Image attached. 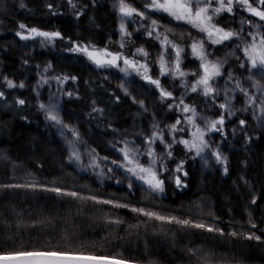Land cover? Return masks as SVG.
I'll use <instances>...</instances> for the list:
<instances>
[{"label":"trees","instance_id":"trees-1","mask_svg":"<svg viewBox=\"0 0 264 264\" xmlns=\"http://www.w3.org/2000/svg\"><path fill=\"white\" fill-rule=\"evenodd\" d=\"M111 1L95 0L94 3L93 0H73L76 7L71 8L68 0H0V91L5 93V97L0 99V252L21 248L31 250L45 245L78 249L84 244L87 250L98 255L122 253L135 264H200L197 257L189 252V249H198L201 257L208 254L218 264H264V242L227 235L232 231L255 233L264 241V133L257 128V121L252 119L251 109L247 113L238 112L226 120V139L219 133L209 136V139L223 143L221 152L228 157L227 175L223 171L224 165L217 164L210 154L206 157L208 165L205 166L203 160L192 159L194 154L186 153L183 146H176L174 158L166 160L169 171L163 174L165 192L149 196L140 185L131 190L113 185L101 188L76 173L69 165L63 145L44 134L45 122L37 110L32 91L24 87L10 89L5 86V77L18 86L26 78L27 83L41 93L58 95L63 111L61 118L66 124L72 125L71 113L84 112L88 116L87 126L109 143L126 139L141 145L145 135H151L154 123L144 111L136 110L133 97L137 102H159L160 107L166 110L162 127L175 123L177 118L182 119L179 109L169 110L167 107L169 103H178L182 93H187L185 102L195 105L198 110L204 101L212 105L211 98L205 99L181 87L180 79L173 80L171 75L160 77L157 61L161 48L146 32L125 37L124 48L116 44L120 31L109 6ZM126 2L143 11L146 0ZM252 2L255 4V0ZM21 4L24 7H20ZM48 5H52V8ZM78 12L81 13L79 17ZM241 16L259 22L257 18L242 12L239 6L234 17L224 13L217 22L226 29H238ZM151 18L159 19L165 28H172L174 31L169 35L182 45H190L191 38H202L201 34L183 22L158 15ZM21 23L28 28L59 31L63 39L45 42L43 46L39 37L22 41L15 35L17 31H23L19 28ZM159 30L163 32L164 28ZM70 40L81 46L107 47L109 51L122 52L129 58L137 48L143 47L149 53L147 63L150 74L153 78H160L162 86L171 91L176 99L161 102L159 91L134 72L129 75L132 81L125 86L129 95H125L121 88L110 87L103 80L88 76L82 64L94 69L101 68H97L83 54L68 51L72 46ZM23 42H29L33 47L29 57L18 52ZM50 45L53 46L52 50L49 49ZM232 46L235 47V44ZM206 47L213 60L226 58V53L230 51L229 47L222 45L206 43ZM237 55L242 56V53ZM174 58L175 53L170 51L167 59L172 61ZM232 58L235 61V76L240 77L246 72L239 68L235 57ZM135 59L144 62L142 56ZM182 60L181 68L186 73L199 71V61L192 58L190 47ZM119 66H124L122 60ZM45 68L48 70L45 71ZM112 69L118 71L119 68ZM65 75L78 79L63 84L55 79H62ZM45 78L47 83H44ZM185 79L190 88L195 77L189 75ZM68 92L73 95L69 97ZM17 99H23L26 103L19 105ZM216 102H221L219 97ZM93 108L103 109V113L94 112ZM212 109L210 118L218 117L220 109ZM240 119L247 121L243 130H240ZM79 125L84 126V121H80ZM180 127L186 125L181 124ZM231 129L236 130L232 137ZM246 134L252 138L250 142L246 140ZM181 136L188 138L186 133H178L177 139ZM91 142L99 156H109L102 142ZM156 150L163 152V145L157 142ZM181 160L185 161L184 170L188 172V176L183 178L187 187L177 188L174 169ZM143 162H148L147 156H144ZM29 183L76 191L82 197L94 195L128 203L166 216L187 218L194 223L220 228L225 235L176 224H161L128 209L57 196L43 188L2 187ZM254 196L257 198L256 204L251 203ZM112 219H120L123 223L109 224L108 221ZM251 223L257 227L252 228Z\"/></svg>","mask_w":264,"mask_h":264},{"label":"snow or ice","instance_id":"snow-or-ice-1","mask_svg":"<svg viewBox=\"0 0 264 264\" xmlns=\"http://www.w3.org/2000/svg\"><path fill=\"white\" fill-rule=\"evenodd\" d=\"M93 2L95 3V0ZM68 4L71 8L76 7L73 0H68ZM237 6H239L242 12L248 13L249 17L257 18L259 22H254L251 18L241 16L240 27L238 29H226L220 26L217 22L218 18L224 13L234 17ZM20 7H24V5L21 4ZM48 7L51 9L52 5H48ZM117 8L121 20L119 25L121 34L120 47H125L123 42L124 37L132 35L127 30L126 21L139 23V26L145 29L146 35L156 40L160 45L161 51L158 54L157 61L160 77L171 75L173 80L180 79L181 87L189 90L191 93L200 94L205 99L211 98L212 107H218L220 113L216 118H210L207 115L201 114L195 105H189L185 102L184 96L187 93H182L178 103H169L167 105L169 110L174 108L179 109L182 113V119L177 118L175 123L167 125V133L163 129H159L158 125L154 123L151 135H145L141 145H136L134 141H123L124 146L118 149L123 158L122 162L118 163L116 160H113L112 164L127 174L125 178L128 179L129 189H132L134 186V178L135 181L140 182L149 196H157L165 192L166 181L163 174L169 171L166 160L174 158L176 146H183L186 153L194 154L192 159L199 158L203 160L205 166L208 165L206 157L210 154L211 157L215 158L217 164L224 165L223 171L227 175L228 157L223 155L219 145L213 147L209 139L210 134L219 133L222 138L226 139L224 131L226 120L236 116L238 112L247 113L250 109L252 119L258 122L261 129H264V0H255V4L252 0H146L143 5V11L127 3L126 0H118ZM79 15L81 13L78 12L77 16L79 17ZM153 15L183 22L201 34L202 38H191L190 45H182L169 35L174 30L172 28H165L159 19L151 18ZM145 21L150 22L145 23ZM245 25H247L246 35ZM19 28L23 31H17L15 35L22 41L34 40L39 37L43 46L45 42L52 43L58 39H63L62 33L59 31H43L36 27L28 28L23 23L19 25ZM161 28H164L163 32L159 30ZM69 43L72 46L68 51L83 54L97 68H119V71L124 73L125 76L130 75L131 72L136 73L142 80L159 91L161 102L176 99L171 91L166 90L162 86L160 78H153L150 74L151 70L147 63L149 53L143 47L137 48L132 53V58H129L122 52H111L107 47L99 49L87 44L81 46L78 42L71 40ZM206 43L212 46L222 45L229 47L230 51L226 53L224 60H213L210 58L211 53L208 52ZM232 44H235V47H231ZM189 47L192 58L199 61V71L190 74L181 68L183 63L182 56ZM170 51L175 53V58L172 61L167 59ZM237 53H242V56L237 55ZM137 56H142L144 62L135 59ZM229 56L235 57L239 68L245 70L246 77L243 74L241 77H236L233 70H226L225 66L228 64L227 57ZM121 60L123 61V67L119 66ZM24 62L27 63L26 60ZM48 67H51V65H48ZM47 70L45 68V71ZM225 72L223 102L217 104L216 101L220 97L221 89L214 85L218 84L219 79L225 78ZM189 75L195 77L190 88L185 79ZM55 79L58 83L63 84L68 80L76 81L78 78L65 75L62 79L60 77H55ZM245 79L248 86H245ZM233 81H235L234 84ZM5 82L10 89L16 87L14 82L7 79V77H5ZM44 83H47V78L44 79ZM24 86L23 82L19 85L21 88ZM119 87L124 91L125 95H129L123 83ZM237 93L243 97V106L240 109H236L234 104V100L238 99ZM67 95L71 97L73 93L68 92ZM4 97L5 93L0 91V99ZM133 102H137L134 97ZM16 103L24 105L26 102L23 99H17ZM138 103L141 109L147 111L143 100ZM39 109L45 114L46 121L50 122L53 127H57L59 134L68 140V147L71 150L68 157L69 161H75L79 164L82 155L76 147V143L80 140V133L77 129L70 127L63 121L60 116L59 102L50 97L48 104H39ZM93 111L103 113V109L93 108ZM181 124H185L186 127H180ZM246 125V119L239 120L240 130H243ZM235 131L234 129L233 132L235 133ZM66 133H70L73 139H68ZM178 133H186L188 138L181 136L177 139ZM166 137H170V141ZM251 139L246 134V140L250 142ZM157 142L163 145V152L161 153H158L156 150ZM94 152L95 149H92V153ZM92 153H89V155L92 156ZM144 156L148 158L147 164L142 162L141 158ZM104 159H107V157ZM184 164L185 161L181 160L174 169V182L177 188L187 187L183 179L188 176V172L184 170ZM88 166L93 168L99 167L95 161V157H92ZM108 172H113V169L109 168ZM181 173L182 176L180 175ZM169 179H173V177ZM117 183H120V181L117 180ZM2 187L31 190L43 188L44 191L55 193L57 196H68L92 201L95 204L110 205L115 209H128L134 214L146 217L148 220L158 221L161 224H176L183 228L191 227L209 233H218L220 236L225 235L224 231L220 228L204 223H194L187 218L181 219L173 215L166 216L157 211L131 206L128 203H121L110 199H101L94 195L82 197L76 191H64L59 187L49 188L35 183L8 184ZM251 203H257L255 196L252 198ZM108 223L120 225L123 221L112 219ZM251 227L256 228L257 225L251 223ZM227 235L233 238L264 242L262 241V237L255 233L232 231L227 233ZM92 246L94 247L95 244ZM189 252L192 256L197 257L200 264H218L208 254L201 257L198 249H189ZM0 264H135V262L125 258L122 253L116 255H98L87 250L86 245L81 244L78 249L67 248L66 246L65 248H61L60 245L51 247L45 245L43 248H32L31 250L21 248L19 250L0 252Z\"/></svg>","mask_w":264,"mask_h":264},{"label":"rangeland","instance_id":"rangeland-1","mask_svg":"<svg viewBox=\"0 0 264 264\" xmlns=\"http://www.w3.org/2000/svg\"><path fill=\"white\" fill-rule=\"evenodd\" d=\"M117 4H118V0H112L111 2H109V6L116 17V21L119 27L121 20H120ZM149 22L150 21H145V23H149ZM126 26H127L128 32L132 34H136V33L141 34L140 32H145V29L143 27H140L139 23H131L129 21H126ZM118 37H119V41L116 43L117 45L121 43V34H119ZM49 49L52 50L53 46L50 45ZM18 52L24 57H29L31 56L33 52V47L29 42H23L20 45ZM216 59H220V58L217 57ZM224 59L225 58H222L221 60H224ZM227 60H228V64L225 66L226 70H233L235 73V70L233 68V64L235 61H233V58L230 56L227 57ZM82 66L85 68L88 76L99 78L103 80L105 83H107L108 86L116 88V89H120L119 85L121 83H123L126 86L132 81L129 75L125 76L124 73L119 71V69L118 71H115L109 67L101 68V69H94L93 67L87 64H82ZM243 75L244 77H246V73H244ZM225 79H226V72H225V78H221L218 81V84L214 85L221 89V94L219 97L221 102H223V86L225 83ZM22 82L25 85L24 88L30 89L35 96V103H36L37 110L41 112V114L43 115V120L45 122V127L43 130L44 134L48 138L57 140L60 144H62L64 149L66 150L67 156L69 157L71 150L68 147V140H66L64 137H62L59 134L57 127H53L50 122L46 121L45 114L43 113V111L39 109V104L40 103L48 104L50 97L59 102L58 95H55L54 93H50V92L45 93V94L41 93L38 89H35L34 87L30 86L27 83L26 78H23ZM4 83H5V86L7 87L5 80H4ZM234 83L235 81H233V84ZM245 86H248L246 79H245ZM18 87L19 86L16 85L15 88H18ZM237 96H238V99L234 100V104H235L236 109H240L243 106V97H241L239 93H237ZM145 105L147 107V111H144L143 109H141L138 102L134 103L136 110L140 112L144 111L151 118L153 123L158 125V128L159 127L161 129L163 128L165 133H167L166 125L162 127L166 110L160 107L159 102L157 101H148V102H145ZM59 111H60V116H62L63 111L61 109H59ZM199 111L201 112V114L211 117L213 113L212 105L208 101H204ZM70 115L72 117V125L70 127L77 129L80 133V140L76 143V147L78 148V150L81 152V155H82V159L79 164L75 161L70 162L68 159V162L71 168L79 175H82L85 178L93 181L98 187L103 188L108 185H113V186L123 187L128 190H131L128 188V179L125 178L127 174L124 173L122 169H119L117 168L116 165L112 164L113 160H116L118 163L122 162L123 158H122V155L119 153L118 149L124 146L123 141H125L126 139H116L114 140L113 143H109L108 141H106V139L102 135L94 132L92 129H90L87 126V123H86L87 118H88L87 114L80 111L76 113H71ZM80 121H84V126L79 125ZM256 126L259 130L262 131V133H264V129H261L258 122ZM66 134L68 136V139H73L70 133H66ZM233 134H234L233 129H231V137L233 136ZM168 139L170 141L171 138L168 137ZM91 141L102 142L105 145L106 150L109 152V156H106L107 159H104L105 157L99 156L96 150L94 153H92V149L94 148L91 145L92 144ZM127 141H130V140H127ZM210 141L212 142L213 147H215L216 145H219L220 150L223 147V143L220 140L210 139ZM89 153H92V156H90ZM92 157H95V161L99 165V167L93 168V167L88 166ZM141 159L143 162L144 157H142ZM109 168H112L113 172L109 173L108 172ZM117 180H119L120 183H117ZM133 183H134L133 187L138 186V185L141 186L140 182L135 181L134 178H133Z\"/></svg>","mask_w":264,"mask_h":264}]
</instances>
